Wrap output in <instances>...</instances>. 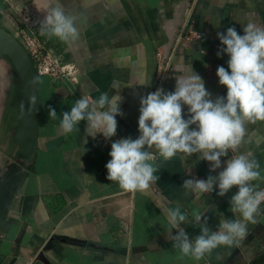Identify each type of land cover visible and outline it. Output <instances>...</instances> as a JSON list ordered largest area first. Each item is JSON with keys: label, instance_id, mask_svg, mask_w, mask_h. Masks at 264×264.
<instances>
[{"label": "crops", "instance_id": "obj_1", "mask_svg": "<svg viewBox=\"0 0 264 264\" xmlns=\"http://www.w3.org/2000/svg\"><path fill=\"white\" fill-rule=\"evenodd\" d=\"M78 17L80 38L63 43L40 33V21L54 0H0V26L13 34L36 32L55 49L66 77L40 79L41 125L39 149L31 164H23V180L0 228V264H264V203L246 238L231 248L219 247L195 261L180 258L172 246V231L162 212L182 205L188 219L182 225L190 239L200 234L193 212L199 210L216 230L220 214L230 211L234 186L225 196L216 188L196 200L183 187L185 179H206L226 167L231 155L251 153L264 177V121L246 125L237 153L222 157L221 168L193 154L187 161H165L156 155L159 179L145 191L125 192L107 179L111 143L139 136L140 98L162 87L174 91L177 63L190 65L202 77L214 100L226 96L219 84L218 66L227 68L217 32L243 24L264 26V0H55ZM186 24H189L187 27ZM192 28L200 39L180 38ZM203 50V51H202ZM143 84V85H141ZM121 97L117 133L106 140L86 136V121L78 132L59 129L62 113L82 95L101 93ZM6 94V90H5ZM5 101V98H4ZM57 111L49 118L48 107ZM188 116V107L183 106ZM193 128L195 125L192 126ZM85 139L87 143H85ZM264 188V179L253 181ZM203 221H201L202 223Z\"/></svg>", "mask_w": 264, "mask_h": 264}, {"label": "clouds", "instance_id": "obj_2", "mask_svg": "<svg viewBox=\"0 0 264 264\" xmlns=\"http://www.w3.org/2000/svg\"><path fill=\"white\" fill-rule=\"evenodd\" d=\"M77 20V16L67 14L54 0V6L39 22L40 33L63 43L75 42L80 38ZM242 27L243 35L234 26L226 32H217L222 45L217 55L224 53L229 57L227 68L218 66L216 70L219 84L227 89L226 96L213 100L191 64L178 62L176 71L182 74L175 77L174 91L160 87L141 96L138 138H120L111 143V159L105 165L109 181L117 182L125 192H142L159 179L155 175L159 170L156 155L165 161L175 157L187 161L193 154H199V160L209 162V171L215 172L221 168L222 157L237 153L246 125L264 121V26L249 22ZM120 99L107 92L98 98L82 95L70 111L62 113L59 129L65 135L78 132L79 123L86 121V136L95 139L102 134L111 140L117 133L116 117L123 115L118 107ZM184 105L188 107L187 118L183 115ZM48 113L50 119H57V111L51 106ZM225 163L226 167L217 175L185 179L182 187L199 200L216 188L218 196H225L235 186L238 191L229 202L230 211L237 218H225L219 213L217 228L212 230L203 213L194 211V220L201 225L200 234L190 239L182 227L188 219L182 205L162 208L170 230H177L171 240L181 259L200 261L221 246H238L247 236L248 224L255 223L262 211L264 189L252 183L264 179L259 161L251 153H238Z\"/></svg>", "mask_w": 264, "mask_h": 264}, {"label": "water", "instance_id": "obj_3", "mask_svg": "<svg viewBox=\"0 0 264 264\" xmlns=\"http://www.w3.org/2000/svg\"><path fill=\"white\" fill-rule=\"evenodd\" d=\"M3 60L10 64L12 72L0 116V228L22 183V165L36 158L41 125V76L36 63L17 36L0 26V61Z\"/></svg>", "mask_w": 264, "mask_h": 264}, {"label": "built area", "instance_id": "obj_4", "mask_svg": "<svg viewBox=\"0 0 264 264\" xmlns=\"http://www.w3.org/2000/svg\"><path fill=\"white\" fill-rule=\"evenodd\" d=\"M187 27L189 24H186ZM21 43L29 50L32 59L36 63V67L40 76H48L55 80L66 77L63 64L58 57L48 49L46 43L43 42L36 32L29 31L28 29H20L15 34ZM202 36L199 32L189 28L181 39L190 41L194 38L200 39ZM264 189V188H263Z\"/></svg>", "mask_w": 264, "mask_h": 264}, {"label": "rangeland", "instance_id": "obj_5", "mask_svg": "<svg viewBox=\"0 0 264 264\" xmlns=\"http://www.w3.org/2000/svg\"><path fill=\"white\" fill-rule=\"evenodd\" d=\"M12 72L10 64L6 61H0V116L3 109L5 90L9 81V75Z\"/></svg>", "mask_w": 264, "mask_h": 264}, {"label": "trees", "instance_id": "obj_6", "mask_svg": "<svg viewBox=\"0 0 264 264\" xmlns=\"http://www.w3.org/2000/svg\"><path fill=\"white\" fill-rule=\"evenodd\" d=\"M46 46L48 47L49 50H51V51H52V52L58 57V59H59L60 62H61V59L59 58V55H58L57 51H56L55 49L51 48V47L49 46V44H46Z\"/></svg>", "mask_w": 264, "mask_h": 264}, {"label": "flooded vegetation", "instance_id": "obj_7", "mask_svg": "<svg viewBox=\"0 0 264 264\" xmlns=\"http://www.w3.org/2000/svg\"><path fill=\"white\" fill-rule=\"evenodd\" d=\"M5 147V146H4Z\"/></svg>", "mask_w": 264, "mask_h": 264}]
</instances>
